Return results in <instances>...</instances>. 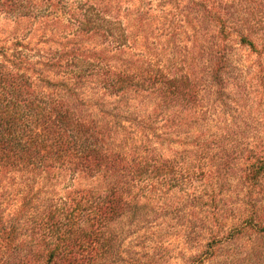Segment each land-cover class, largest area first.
<instances>
[{
    "label": "trees",
    "instance_id": "1",
    "mask_svg": "<svg viewBox=\"0 0 264 264\" xmlns=\"http://www.w3.org/2000/svg\"><path fill=\"white\" fill-rule=\"evenodd\" d=\"M203 1L197 26L208 17L217 31L229 27L241 44L256 53L262 45L264 54V0L211 7ZM54 2L0 0V14L19 28L9 43L0 40V264H140L141 256L142 264H158L159 254L135 251L125 240L146 208L133 197V184L167 171V161L153 163L156 147L143 144L164 142L120 109L131 101L195 104L208 87L222 95L224 55L211 49L206 65L182 68L128 53L129 65L117 67V56L126 61L127 34L119 23L110 25L107 4H81L63 23L42 10L57 9ZM97 19L104 22L100 30ZM213 162L205 166L221 185L229 169ZM239 168L250 188L264 179V156ZM241 203L244 216L236 217L230 236L247 229L264 235V205L249 196Z\"/></svg>",
    "mask_w": 264,
    "mask_h": 264
},
{
    "label": "rangeland",
    "instance_id": "2",
    "mask_svg": "<svg viewBox=\"0 0 264 264\" xmlns=\"http://www.w3.org/2000/svg\"><path fill=\"white\" fill-rule=\"evenodd\" d=\"M206 1L211 7L222 6L228 0ZM54 3L57 9L45 6L42 10L51 17H60L63 23L69 20L71 10L81 4H107L111 12L106 19L116 27L119 23L127 34L122 54L126 61L121 62V56H117L113 62L117 67L129 65L128 53L134 58L145 56L154 63L167 62L182 68L206 65L205 51L211 49L224 55L222 95L208 87L200 92L195 104L189 101L188 105L172 107L168 102L155 107L131 101L129 107L121 106L120 112L127 109L132 122L136 119V123L138 120L147 123L152 130L148 132L161 136L163 145L144 140L143 146H155L158 152L159 159L156 157L153 163L158 166L167 161L164 176L145 177L133 184V197L145 203L146 208L132 224L134 234L125 244L131 242L138 252L143 249L156 252L160 255L158 264H196L198 258L203 264H264V235H257L254 229L229 234L232 226L237 225L236 217L244 216L240 208L244 199L249 196L264 205V179L248 188L241 180L239 168L264 156L262 45L258 53L253 52L239 42L229 27L217 31L208 17L203 27L197 26L202 8L198 3H204L203 0H55ZM181 13L188 16L187 21L182 20ZM96 21L97 30L102 29L104 22ZM18 29L0 14L2 42L9 43ZM17 35L23 37L21 33ZM149 115L153 117L148 122ZM120 126L133 133L141 132L136 130L137 124L129 121L120 120ZM213 161L225 162L226 170L229 169L221 185L215 184L208 165L205 166ZM217 209L224 212H215ZM209 243L212 249L208 248ZM138 260L142 264L144 257Z\"/></svg>",
    "mask_w": 264,
    "mask_h": 264
}]
</instances>
